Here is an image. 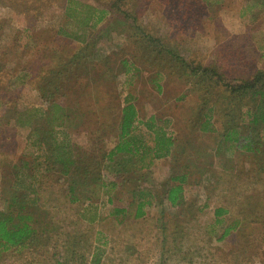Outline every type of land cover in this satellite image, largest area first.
<instances>
[{"label":"rangeland","instance_id":"rangeland-1","mask_svg":"<svg viewBox=\"0 0 264 264\" xmlns=\"http://www.w3.org/2000/svg\"><path fill=\"white\" fill-rule=\"evenodd\" d=\"M67 1L0 0V213L34 230L0 264H264L261 97L234 90L264 72V0H69L94 29ZM128 103L134 141L174 143L146 169L109 157Z\"/></svg>","mask_w":264,"mask_h":264},{"label":"trees","instance_id":"trees-1","mask_svg":"<svg viewBox=\"0 0 264 264\" xmlns=\"http://www.w3.org/2000/svg\"><path fill=\"white\" fill-rule=\"evenodd\" d=\"M77 11L83 12L81 14L86 15V20H78L75 18ZM68 18L81 29H94L97 28V25L102 21V19H98L96 21V17L98 16L97 10L89 5H84L79 2H70L67 1L66 10H65ZM208 72V70H207ZM214 74V73H213ZM219 78V76H218ZM225 86H228L225 84ZM236 92H240L241 94L252 93L254 96L261 97V104L258 106L256 112L250 115V118L254 124L257 126L264 125V113H260L261 107H264V72L258 73L253 80L246 82L238 88H234ZM138 118V112L136 107L128 103L127 106L122 111V122L120 125V142L119 145L110 153L109 157H114L120 154L132 155L133 153H137L141 155V159L138 162L140 167L143 169L149 168L152 165L153 157L155 159H161L171 154V148L174 143L171 138H167L165 133H154L156 137V144L154 152L151 150L147 151L141 144H139L136 140L134 141L132 138V130L134 129V124ZM148 131L154 130V126L151 124H147ZM236 132L233 130L228 131L227 136H225V140H230L232 135H235ZM237 135V134H236ZM235 135V136H236ZM251 141L249 143L248 150L251 151ZM153 154V155H152ZM150 157L149 160H147ZM17 179L21 178V174L16 173ZM187 182V176H178L173 179V185L167 191V200L171 204L172 207H176L182 203L184 198V185ZM35 193V191H33ZM220 214V213H219ZM18 219H21V216H17ZM14 217L11 215H7V213H0V252L4 250H8L11 247L19 246L32 240V235L34 234V230L31 229L27 225L13 224ZM32 236V237H31Z\"/></svg>","mask_w":264,"mask_h":264}]
</instances>
